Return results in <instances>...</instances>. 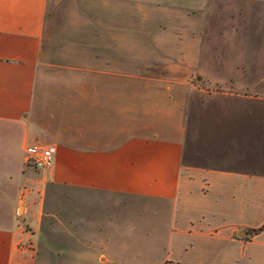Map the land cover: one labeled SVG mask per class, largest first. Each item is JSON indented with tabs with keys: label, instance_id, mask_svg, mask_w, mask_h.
<instances>
[{
	"label": "crops",
	"instance_id": "0c3cea01",
	"mask_svg": "<svg viewBox=\"0 0 264 264\" xmlns=\"http://www.w3.org/2000/svg\"><path fill=\"white\" fill-rule=\"evenodd\" d=\"M135 1L0 0V264H264V55L216 105L237 151L186 152L204 42L264 0Z\"/></svg>",
	"mask_w": 264,
	"mask_h": 264
},
{
	"label": "rangeland",
	"instance_id": "374dc122",
	"mask_svg": "<svg viewBox=\"0 0 264 264\" xmlns=\"http://www.w3.org/2000/svg\"><path fill=\"white\" fill-rule=\"evenodd\" d=\"M132 1L136 6V1ZM61 5L56 2L55 12H49L47 20L50 22V37H56L59 34L63 17ZM251 16L250 24L245 29L240 26L236 31L231 29L216 31L210 43L204 42L203 38L204 46L199 57V66L210 77L200 76L197 79L193 75L190 78L193 90L187 105L186 135L188 143L186 152L189 153L192 149L195 154L205 156L200 160H212L214 154L216 155L222 149L226 152L237 151L236 142L230 141L231 136L234 135L236 139L237 134L236 108H219L216 105L236 101L228 96L235 90L233 79L248 80L250 73L240 74L235 66L240 62L247 65L254 64L264 55V28L260 25L261 20H255L257 14ZM44 38L43 52L50 55L46 60L50 63L59 61L58 49L61 47L52 44V41L46 42V35ZM230 76L233 79H229ZM222 139L226 140L224 148ZM221 154L222 152L219 153Z\"/></svg>",
	"mask_w": 264,
	"mask_h": 264
},
{
	"label": "built area",
	"instance_id": "2783aa9c",
	"mask_svg": "<svg viewBox=\"0 0 264 264\" xmlns=\"http://www.w3.org/2000/svg\"><path fill=\"white\" fill-rule=\"evenodd\" d=\"M53 161L51 147H28L26 149V163L37 171L49 168Z\"/></svg>",
	"mask_w": 264,
	"mask_h": 264
}]
</instances>
